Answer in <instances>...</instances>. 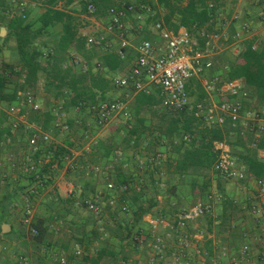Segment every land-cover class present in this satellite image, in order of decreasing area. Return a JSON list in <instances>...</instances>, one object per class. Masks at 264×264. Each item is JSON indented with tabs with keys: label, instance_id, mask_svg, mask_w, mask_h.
Listing matches in <instances>:
<instances>
[{
	"label": "trees",
	"instance_id": "trees-1",
	"mask_svg": "<svg viewBox=\"0 0 264 264\" xmlns=\"http://www.w3.org/2000/svg\"><path fill=\"white\" fill-rule=\"evenodd\" d=\"M26 1L43 2L44 10L37 19L39 27L36 29L35 22L28 18L24 9L17 13V8L20 9L19 3L26 4ZM73 1L69 0L70 3ZM77 1L82 7L80 12L86 13L84 4ZM89 1L96 7L97 18L105 16L107 9L118 6L107 4L106 0ZM143 1L141 9L146 12L149 21L162 22L163 26L172 31L183 27L199 44L202 29L209 33L219 31L213 29L219 0H186L184 3L182 0H155L156 4L150 3L149 0ZM210 4L213 6L210 7ZM56 5L57 0H0V27L4 26L7 30V35L0 37V50L6 45L9 37H13L18 57L17 64L21 69L14 68L10 62L0 68V105L5 107L16 105L19 102L18 91L24 95L28 92L33 93L32 87L38 80V74L44 72L50 78L49 81L47 79L48 87L52 88L49 89V93L55 101H60L61 108L58 110L60 114L58 117L55 115L53 109L58 106L53 105L44 114L43 119L34 117L32 122L52 134L61 133V127L65 126L66 128L62 130L63 136L68 132L79 143L86 142L96 129L100 128L93 107L103 99L109 89L110 79L105 75L111 76L120 70L125 61L127 62L125 57L131 59L129 54L123 56L108 52L97 58L95 64H90L93 56L91 48H87L83 37H77V22L80 20L69 12L57 9ZM58 23L61 24V33L57 35L52 33L50 28ZM232 32L231 29L229 33ZM42 36H47L45 50L35 46L36 40ZM254 42L245 40L241 44L237 58L239 61L235 60L226 66L224 80H241L250 97L258 100L260 106H263L264 40L255 48ZM71 49L81 63L87 62V65L84 63L88 68L87 74L76 72L69 65L63 67ZM44 53L48 65L46 67L41 66ZM12 75L19 78L24 76V84L17 85L11 82ZM155 101L153 96L144 93L135 96L127 121L117 122L110 132L115 136L121 132V141L117 143L114 142V137H106L96 144L95 154L91 156L86 154V161L82 158L75 164L78 170L72 175L82 183L79 184L80 188L75 189L66 198L59 196L57 190L46 195L42 193L52 183L54 176L52 165L56 163V169L62 168L66 158L71 157L69 149L73 145L68 139H63V144L59 146L38 142L37 150L31 153L33 163L36 164L38 158L47 159L48 164L41 167L36 165V169L31 166L30 169L33 163L22 158L18 161V169L24 173H19L16 186L7 184L8 176L2 178L5 184L0 188V235L19 243L24 249H32L33 260L31 256L29 257V261L32 260L31 264H50L48 261L61 264L60 259L64 260L63 264H127L131 256L139 253L140 249L150 250L152 247L156 250H153V258H149L150 261L153 260L151 263L163 264L165 259L163 254L167 252L169 255L174 252V246L167 249L165 244L157 241L159 236L151 232L153 225L144 218L149 216L151 220H166L170 223L173 229L165 228L161 236L164 237L168 233L177 244L181 235L180 228L184 226L188 232L190 231L187 225L190 221L185 222L182 227L177 226V215L186 210L183 206L179 209L184 195L182 186L185 185L184 188L189 189L194 198L201 193V200L208 202L207 197L211 195L212 189L209 174L211 171L216 182L214 190H220V181L226 179L213 169L217 158L213 143L224 138L218 129L201 128L200 123L191 115L181 114L180 117H172L170 114L160 113L157 123L152 124V119L146 117L148 112H152L150 107L154 106ZM71 111L83 112L79 114L81 121L87 123L88 119L91 124L74 123ZM61 114H64L65 118L64 123L59 124L58 122L63 120ZM53 118L57 125L50 124ZM18 128L19 126L14 127V121L6 114V110L0 108V149L6 152L7 147L12 149L16 143L23 152L22 155H26L30 147L29 140H24V134L30 133H27L29 130L24 127L22 130ZM185 135L189 136L188 140H184ZM229 143L235 164L247 174V177L239 182H246L247 179L254 181L264 179V159L257 153L258 149H264V134L260 143L254 147L251 146L250 137L247 140L235 137L234 141L231 140ZM162 149L166 152L164 165L168 170L162 174L165 179L161 177L162 172H159L157 162L152 160ZM126 153H130L131 156L125 155ZM92 166L98 167L99 171H94L95 167ZM156 172L158 177L154 178ZM100 184L102 187H99ZM21 194L29 200L33 196L39 198L36 213L29 225L35 233H31L30 229L26 234L14 231L9 219L11 215L9 211L17 208L18 216L21 221L23 220L25 208L29 203H25ZM229 197L228 194L223 195L218 199L219 203L215 202L214 209L211 206V213H206L203 217L206 220V232H212L215 228L220 234H228L232 244L234 231L243 236L246 232L242 227L238 228L236 221L232 219L233 215L237 211L250 210L255 204L248 201L241 209ZM190 201L194 202L193 199ZM90 206L96 208V211ZM96 212L101 214L97 215ZM250 217L255 226L264 229L262 227L264 213L253 214ZM58 222H61L60 231L64 233L59 238L56 229L52 227V224ZM3 224L10 226L7 233L1 230ZM19 224L22 225L21 222ZM220 240L223 243L228 241L227 238ZM213 241L212 238L205 239L204 249L209 256L214 255L216 251ZM43 250L45 253L41 256ZM47 250H53L54 254L52 255L53 252L46 254ZM235 250L237 254L238 249ZM22 257L28 260L27 256ZM4 259L9 260L10 257L0 251V264ZM137 262L135 260L133 264ZM12 264H23V261L16 258Z\"/></svg>",
	"mask_w": 264,
	"mask_h": 264
},
{
	"label": "crops",
	"instance_id": "crops-1",
	"mask_svg": "<svg viewBox=\"0 0 264 264\" xmlns=\"http://www.w3.org/2000/svg\"><path fill=\"white\" fill-rule=\"evenodd\" d=\"M76 1L77 0H74L72 3H70L69 0H57L56 8L59 10H63L65 12H69L70 14H73L74 16H76V18H78L80 20L77 22L78 23L77 37H83L85 40V43L87 45V48H91L93 56L91 57L90 64H95L97 62V58H100L101 56L106 55L108 52H114V53H117V54L123 55V56H125V55L127 56L129 54L130 59H131V60H128L126 57L125 58L123 57L125 60H127V62L125 61L124 66L120 70H118L117 72L113 73L111 76L105 75L107 78L109 77V79H110L109 84L110 85H109V89L105 92L103 99L98 101L99 103L103 102V101L111 102V101H114L115 99L122 98V101H125V103H126V108H127L126 110L128 111L129 116H130V111L133 108L135 96L140 94V93H144L145 95L153 96L156 100L154 106L150 107L152 109V112H148L147 117L145 116L147 119H152L151 120L152 124L157 123L158 114H160V113L170 114L172 117H178L181 114H184V116H190L191 115L196 121H198L200 123L199 125L201 128H215V129L220 130V132L222 133L223 138H224L221 141H225V142L229 143V141H231V140L234 141L235 137L244 138V140H247V138L250 137L251 146L254 147L252 145V135H250V133L246 132L247 127L242 125V121L239 122V124L237 125L236 131L231 132L230 131L231 130L230 125H226L222 128H219V127L210 126L207 123H204L201 119H199L195 116L194 107H192L190 109H185V110H177V109H171V108L164 107L161 104L162 95H161V90L158 86H155V85L147 86L145 90L137 92V93H130L128 98H126L125 94H123L122 91L115 88V86L112 83V80L115 76L120 75L125 70H127V68H129L130 65L133 63V61L137 58L138 53L136 51V48L140 44L141 41H143V40H155L157 38L156 31H154V28H153V26L156 22L149 21L147 19L146 12L141 9V7L143 6V3H144L143 0H106V1H108L107 4H111V5L114 4V6L118 5L117 7H111V8H118L123 3L124 4L128 3L127 5L132 4L135 6L136 12H134L132 14L131 13L127 14V16L123 19V22L127 28V40L129 42V45L126 47L120 48V40L118 38H116L113 35L106 34L105 32L102 31V27L106 21V15L105 16L102 15L98 18L96 17L93 19L86 13L82 14L80 12L81 8H77V6H76V4L78 3V1L77 2ZM149 2L152 4L154 2V4H156L155 0H149ZM258 2H260V3H258ZM25 7L26 8H24V12L26 11V13L28 14V18L35 22V24H34L35 29L38 28L39 24L37 23V19L43 13V10H44L43 2L26 1ZM159 10L160 9L158 8V11ZM263 10H264V0H257V1L255 0V3L252 0H250V1L249 0H219V2L217 4V10L215 13V21L213 22L214 23L213 29H215V30L218 29L219 32H221V38H220V41L218 43V51H216V53L210 57V60L213 63L212 67L208 70H205L200 75L199 78H197V79L194 78L193 80H191V82L187 86V88L189 90L192 105H195L199 102L208 104L210 101H212V102L219 101V98L217 96L208 95L203 90V87H202L203 83L205 82V80H210V79H212V77H215V76L219 77L222 81L226 82V80H224V74L226 73V70H225L226 66H228L230 63L234 62L235 60H238L237 58H238V55L240 53L241 44H243V42L245 40H254L255 41L254 45L256 47L260 41L264 40V18L262 17ZM20 12H21V9L17 8V13H20ZM140 14L143 16L141 17V19L140 18L138 19L137 15H140ZM235 15L237 16V19L233 20L232 18ZM257 16L259 17L260 20L254 21V18ZM159 23L162 24V22H159ZM244 24H246L245 26L247 29L243 28V27H245ZM180 28H183V27H179L178 29H180ZM1 29H3V31ZM178 29L173 30V31L176 32ZM231 29L233 32L230 34L229 32ZM50 31H52V33L57 34V35L60 34L61 33V24H59V23L56 24L54 27L50 28ZM131 31H133V33H129ZM205 32H207V31H205ZM213 32H217V31H213ZM210 33H212V31ZM235 33H239V36H240L236 41L234 40ZM99 34L100 35L102 34L104 36L107 43L110 45L111 50H105L102 47H98V46L88 44L87 40L85 38L86 36H84V35H92V36H98L99 37ZM131 34H133V35H131ZM6 35H7V30L5 29L4 26H1L0 27V37H4ZM46 38H47V36H42V37L38 38L36 40L35 46L40 48V49L43 48V50H45L46 49L45 48ZM228 40H230L229 43L227 42ZM200 44H202V40H201ZM4 46L0 50V68L4 64H7L10 62L14 68L21 70L20 65L17 64L18 57H17L16 51H15L14 38L9 37L8 42ZM72 49H74V48H72ZM72 49L68 51L69 57L66 60V63H68V64H66V63L63 64V67H65V65L66 66L69 65V66L73 67L76 72L87 74V72H86L88 69L86 67L87 62L85 61L86 65L84 64L85 62L81 63L80 60L77 59V57L74 54ZM45 53H44V56H42V58H41V66L42 67L48 66L46 63V54ZM74 61H77V64H75ZM16 78H17V81L19 82V85L24 84V76H21V78L16 76ZM47 79H48V81L50 80L49 76L47 77V75H45L44 72L39 73L38 74V80H37L36 84L32 87V91H34L36 89V86L37 85L39 86L40 83H42V87H43L42 90L44 91V93H43V98H41V97L40 98L39 97L34 98L33 97L35 102L37 104H39V111L34 112L36 114H32V118H29L30 122H31L30 125L32 127L29 129L24 127L26 130H29V131H27V133H30V134L24 135V140L27 141V140L31 139L33 137L32 135H34V134L38 136V135H40V133H47L49 135V137L51 138L50 142L47 143L48 145H50V144H52L53 146L62 145L64 142L63 139L64 140L68 139L72 143L73 147H71L69 149L71 157L66 158L64 166L62 168L56 169V163L52 165V168H54V170H53L54 176H52V183L46 187V189H47V188L52 186L53 191L57 190L58 195L65 198L67 195L66 193L70 192L72 190V187H75L74 188V190H75V189L79 188V186H80L79 184L82 183V182L78 181L75 177H73V175H72L73 172H77L76 170H78L77 166L75 167V164L77 162H79V160L82 158H85V161H86V157H87L86 154L89 156L93 155V153L95 154L96 144L101 142V140H104L106 137L112 136V137H114V142L119 143L122 139V133L121 132L118 133L116 136L114 133H108L105 136L104 135L100 136V135H101L102 131L104 129H106L108 126H110V125L116 126V123L119 121L126 122L127 117L126 118L122 117V116L117 117V118H114L111 121V123L108 124L107 126H100V128L96 129V132H94V134L91 136V138L86 142H80L79 143L76 140V138L71 136L70 134H68V132L66 133V135H64L65 136V138H64V136H63L64 133L62 134V130L65 128V126L61 127V133H57V134L50 133L49 134V132L42 130L40 126L35 125V122L34 123L32 122L34 117H37V119L38 118L43 119L44 114H46L48 109L50 107L52 108L53 105H57L58 107H56V108H59V109L61 108L60 107L61 104L59 103L60 101H57V100L55 101V99L52 98L51 93H49V89H52V88L48 87ZM243 88H244V86H243ZM47 89H48V91H47ZM62 90L63 89H61V91ZM244 90L248 95L246 100H241L244 108L246 110H254V111L258 112L262 118H264V105L260 106L259 101L251 98L249 95L250 93L245 88H244ZM19 92H21V91H18L17 93H19ZM29 94L32 95V93H29ZM45 95L47 97H44ZM200 96H201V98H199ZM237 99L240 101V98H237ZM59 114L60 113H58V115ZM79 114H83V112L71 111L70 115L71 116L73 115L74 123H78V124L80 123L83 125L84 124H87V125L91 124L88 119L86 120V121H88L87 123H85L84 121L82 122L81 121V115L79 116ZM58 115H56V116L58 117ZM61 116H62L61 119H63V120H61V122H58L59 124L64 123L65 116H64V114H61ZM50 124L57 125V121H55V119L53 118V120ZM261 125L263 127V130L261 132V137H260L257 144L260 143L262 136L264 134V121L261 123ZM110 132H112V130ZM240 132H244V135H240ZM185 136H188V135H185ZM18 140H19V138H18ZM184 140H185V137H184ZM37 142H40V139H37ZM214 143H213V145H214ZM15 145H17V144L15 143ZM157 150H159V148H157ZM32 151L33 150H31L29 148L27 154L24 155V159L30 161L31 163H33V160H32L33 157L31 156ZM165 153H166L165 150L162 149L161 151H159L156 154V156H154L152 158V160L154 162H157L158 167H159V172L161 171L162 173L165 171H168L164 165V160L166 157ZM257 153H258V156L260 158L264 159V149L263 150L258 149ZM125 155L131 156L130 153H126ZM100 161L105 163L101 159H100ZM46 164H48L47 159L36 158V164L33 163L32 167H34L36 169V165H40V167H41V166L46 165ZM93 167H95V166H92V168ZM14 168L15 167H13L11 170L15 171L17 169V168H15V169ZM18 168H19V166H18ZM5 169L9 170V166L6 165V167H3V165H2L1 171L2 170L5 171ZM7 170H6V172H8ZM25 170H26V168H25ZM69 170H71V171H69ZM94 171H99V168L95 167ZM20 172L24 173L23 170L19 169L18 173H17L19 176H20V174H19ZM209 174L211 176V180H213L214 176H213L212 172L210 171ZM4 175H6V173ZM162 179H165V177H162ZM188 183L190 184L191 182L188 181ZM212 184H213V181H212ZM219 186L222 187L224 195H226L224 189L226 188V186L228 187L227 190H228L229 196L233 197L232 199L235 201V203L241 204V209H242V206L246 204V202H248V201L252 202L253 201L252 204H254V202H255L256 194H257V190H256L257 187L254 183V180H252V179H247L246 182H239V181L236 182V181L222 179L219 183ZM183 187H185V186H183ZM188 187H190V186H188ZM214 187H215V185H214ZM44 193H45V191L42 194L44 195ZM71 193H73V192H71ZM21 196L25 199V203H28L29 201L30 202H36V207L34 210V213H35V211L37 209V205L39 203V198L36 196L35 197L33 196L29 200V199H26L24 197V195L21 194ZM212 199L213 198L211 197L210 203H212ZM211 205H212V209H214L215 203H214V205L213 204H211ZM212 213H214V210L212 211ZM9 214H11L9 216V219L11 220V224L13 225L12 226L13 230L21 232L22 229L18 223V220L20 222L21 218L16 219L17 218L16 216H18V213L16 212V210L15 211L10 210ZM23 227H24L25 232H26L27 227L25 225ZM9 230H10V226H9ZM7 232L8 231H6L5 233H7ZM207 237L209 238L210 236L207 235ZM24 255L26 256V254H24ZM27 257H28L27 261L30 262L29 264H31V260L29 261V256H27Z\"/></svg>",
	"mask_w": 264,
	"mask_h": 264
},
{
	"label": "built area",
	"instance_id": "built-area-1",
	"mask_svg": "<svg viewBox=\"0 0 264 264\" xmlns=\"http://www.w3.org/2000/svg\"><path fill=\"white\" fill-rule=\"evenodd\" d=\"M85 6L87 14L91 18H96V7L89 0H79ZM25 2L19 3L21 11L25 7ZM210 7L213 5L210 4ZM142 8V7H141ZM136 12L135 6L130 4H122L118 8H110L106 12V21L102 27V31L106 34L115 36L120 40V48L129 45L127 40V28L123 19L127 14ZM138 19L142 15H137ZM23 17V15H22ZM264 18V10L262 12ZM233 20L237 16H233ZM246 24H244L245 26ZM156 31L157 38L155 40H143L137 46V58L133 61L127 70L120 75L113 78L112 83L115 88L122 91L126 98L130 93H137L146 89L147 86L155 85L161 90L162 102L164 107L185 110L194 107L195 116L201 119L204 123L210 126L222 128L226 125L231 126V132L236 131L239 122L246 128V132L252 135V145L255 146L260 137L263 127L261 123L264 121L258 112L254 110H246L242 105L241 100L247 99V93L243 88L241 80L222 81L219 77H212L210 80H205L203 83V90L208 95H215L219 101L208 104L199 102L192 105L188 84L194 78L197 79L205 71L212 67L210 57L218 51V43L221 38V32H205L203 29L199 34L202 44H199L185 28H180L176 32L167 29L163 24L156 22L153 26ZM247 29L246 26L243 27ZM86 36L87 43L90 45L102 47L105 50H111L110 45L107 43L104 36L84 35ZM239 33H235L234 40L239 38ZM255 48V45H253ZM77 64V61H74ZM19 102L16 105L9 106L6 114L9 116L21 115L19 118L14 117L16 121H22L24 117L22 113L23 104L30 106L34 112L39 111V105L35 102L31 94L24 95L23 92L17 93ZM240 98V101L237 99ZM126 103L122 98L115 99L114 101H103L93 107V112L98 125L107 126L114 118L129 116L126 110ZM59 108L53 109V112L58 115ZM21 123V122H20ZM27 129L31 125L21 123ZM15 127V125H14ZM66 128V127H65ZM244 135V132H240ZM29 139V147L34 151L37 145V139L41 142L49 143L50 137L47 133H40V135H32ZM185 136V140H188ZM214 152L217 153V158L214 163L213 169L223 176L226 180L240 181L247 177L242 168L238 167L231 155V146L225 141L215 142L213 145ZM31 169V167H30ZM1 172L0 166V184L2 178L5 176ZM257 187L256 199L258 204L254 203L251 207V213H264V179L254 181ZM110 187V185H109ZM211 195L207 197V201L198 200L191 207L177 215V226H183L185 222L197 219L206 213H211ZM93 211L96 208L90 206ZM32 209L26 206L23 216V224L29 226L32 220ZM262 211V212H261ZM151 225H155L148 217L146 219ZM30 229V228H29ZM31 230V229H30ZM31 233H35L31 230ZM241 253H246L247 247L241 248ZM24 262V258H20ZM63 264L64 260L60 259Z\"/></svg>",
	"mask_w": 264,
	"mask_h": 264
},
{
	"label": "rangeland",
	"instance_id": "rangeland-1",
	"mask_svg": "<svg viewBox=\"0 0 264 264\" xmlns=\"http://www.w3.org/2000/svg\"><path fill=\"white\" fill-rule=\"evenodd\" d=\"M252 1L255 3V0H252ZM182 2L184 3V2H186V0H182ZM258 3H260V2H258ZM76 6H77V8H82L81 5L78 3L76 4ZM86 14H87V12H86ZM255 20L259 21L260 19L257 16L254 18V21ZM129 33H133V31H131ZM131 35H133V34H131ZM10 80H11V82H14L17 85L19 84V82L17 81L16 75L11 76ZM10 88L12 89L13 86ZM42 88H43L42 83H40L39 86L38 85L36 86V89L34 91H32L33 92L32 95L34 98L35 97L43 98L44 91L42 90ZM44 97H47V96L45 95ZM0 108L2 110L3 109L7 110L8 107H5V105H0ZM22 109H23L22 113L24 115V117L22 118V121H16V119L14 118L15 116L17 118H19L21 115H16V114H15V116L9 115L11 117V120L14 121V125L19 126L18 130L21 128L23 129V127H24V125L21 123H26V124L30 125L31 122H30L29 118H32V114H36V113H34V111L32 110V108L30 106L23 104ZM110 126H108L106 129H104L100 136H102V135L105 136L106 134L110 133V131L114 127L113 125H110ZM7 148H8L7 149L8 151H6V152H4L3 149H0V166L2 167V165H3V167H6V165H8L9 168H11V169L13 167L17 168L15 171H12L11 169H9V170L5 169V171H3V170L1 171L4 174L6 173V176H8V179H9L8 182L9 183H7V184H10L13 187V186H16L15 181L18 179V176H19L17 174L18 170H19L18 169V161H20V159L24 158V155H22L23 152L21 151V149H19V145L13 144L12 149H10L11 147H7ZM31 166L32 165H30V167ZM6 170L8 172H6ZM162 174L163 173H161V177H162ZM157 177H158V174L157 173L154 174V178H157ZM97 179L99 180V178H97ZM200 180L201 179L199 178L198 181H200ZM212 181L214 183L211 184L212 189H210V194L213 198L211 204L214 205V203L216 201L218 202V199L222 198V196L224 195V192H223L221 186H219L220 190L215 191L214 185L216 182L214 179ZM4 184L5 183L2 182L0 184V188H2ZM183 186H185V185H183ZM99 187H102V184H100ZM74 188L75 187H72V190L70 192L66 193L67 194L66 197H68L71 194V192H73ZM79 188H80V186H79ZM227 188L228 187L226 186L224 191L226 194L229 195ZM183 191H184V195L182 196V201H181L182 205L179 209H181L182 206L185 209H188L196 201L201 200V197H202L201 193H199V195L196 198H194V195L192 194V192L189 189H185L183 187ZM51 192H53L52 186L47 188L45 190L44 194L46 195V193L49 194ZM180 194H182V193H180ZM187 196H188V198H187ZM229 198H233V197L230 196ZM190 199H193L194 202H191ZM255 202L258 204V198L255 199ZM28 203H29L28 205L31 206L30 208L33 210L32 211V219H33L34 214L36 213V212L34 213V210L36 207V202H30L29 201ZM237 205L239 208H241L240 203H238ZM18 211L19 210L16 208L17 213H18ZM95 214L100 215L101 213L96 212ZM212 215H213V213H212ZM250 215H253L251 213V210H247V211L241 210V212L237 211L233 215L232 219H233V221H236L238 228L242 227L243 230L246 232L243 236L242 234L239 235V232L236 233L234 231L235 236H234V242L232 244L230 242L231 239L228 236V234H220V233H218V231L215 228L212 229L213 230L212 232H206L207 231L206 220L204 219L203 216H201L197 219H193L190 222H188L187 225H188V227H190L189 232L187 230V227L183 226V228H180L181 229V235L177 241V244L173 241V236L171 237L170 234L167 233L164 237L161 236L164 233L163 231L165 228H167L169 230L173 229L172 225L170 223H168L166 220H161V221L152 220L155 225H153V228H151V232L155 236H157V235L159 236L157 241H159V242L161 241L163 244H165L167 249L174 246L175 251L171 252L169 255H167V252H166L167 249L165 248L166 253H165V255L163 254V256L165 257L163 264H264V229H261V228L255 226L256 224H254ZM254 215H259V213H256ZM16 217H17L16 219L19 218V216H16ZM148 217L149 216H146L144 218V220L147 221L146 219H148ZM97 219H99V218H97ZM20 222L22 223L23 226L25 225V224H23V221H20ZM18 223H19V220H18ZM23 226L21 227V229H22L21 233L23 232L26 234ZM25 226L27 227L26 230L28 231L30 227L27 225H25ZM52 227H54L56 229L58 238L63 236L64 233L62 231H60V229H62L61 222L52 224ZM178 227H181V226H178ZM262 227H264V225ZM207 235L210 236L209 238H212L214 240L213 246L216 248V251L214 252V255H212V256L207 255V252L204 249L205 239L208 238ZM219 237L220 238H227L228 241L223 243ZM234 246H237V247H234ZM244 246L247 247L246 253H241V250H242L241 248ZM235 249H238L237 254H236L237 251ZM153 250H156V249L154 247H152L150 250L140 249L139 253L133 254L131 256L129 263H127V264H133V262L135 260L138 261L137 264H152L153 260H151L152 261V263H151L149 258H151V259L153 258V255H154ZM0 251L4 252L6 255H8V257L10 256L11 258L9 260H12V261H9L7 259H4L5 262L2 261V264H12L13 261H16V258H17V260H21L20 258H23L22 256H24V254H26V256H29V257L31 256V258L33 260L32 249H24L23 247H21L19 245V243L12 241V239H10L8 237H4L2 235H0ZM41 252L42 253H40V255L42 256L43 253H45V252H44V250ZM52 252H53V250H47L46 254L52 253ZM77 253L79 254L78 251H77ZM157 253L158 252L156 251V254ZM53 254H54V252L52 253V255ZM55 255H57V254H55ZM32 260H31V263H32ZM48 262L50 264H57L56 261L54 263H53V261H48ZM29 263L30 262H28L27 260H24V262H23V264H29Z\"/></svg>",
	"mask_w": 264,
	"mask_h": 264
},
{
	"label": "water",
	"instance_id": "water-1",
	"mask_svg": "<svg viewBox=\"0 0 264 264\" xmlns=\"http://www.w3.org/2000/svg\"><path fill=\"white\" fill-rule=\"evenodd\" d=\"M3 31V29H1ZM1 230L3 233H5L6 231H9V226L7 224H3L1 226Z\"/></svg>",
	"mask_w": 264,
	"mask_h": 264
}]
</instances>
